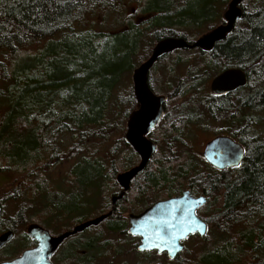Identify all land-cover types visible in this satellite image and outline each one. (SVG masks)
I'll return each instance as SVG.
<instances>
[{
	"label": "trees",
	"instance_id": "trees-1",
	"mask_svg": "<svg viewBox=\"0 0 264 264\" xmlns=\"http://www.w3.org/2000/svg\"><path fill=\"white\" fill-rule=\"evenodd\" d=\"M228 1L141 0L138 11L149 15L141 23L127 17L118 31L88 34L77 27L85 0H0V173L34 176L38 167L34 180H27L33 185L37 204L19 215L61 231L66 227L58 228L53 222L70 220L74 225L82 221L87 206L83 195L91 185L109 202L116 189L114 172L129 163L124 157L126 149L118 150L120 159L115 162L112 145L101 158L86 150L94 138L114 131L112 122L118 119L114 95L119 89L128 93L120 85L126 86L130 70L143 57L138 49L168 36L193 41L224 21ZM241 7V19L225 39L214 43L211 54L218 59L216 64L233 61L243 67L253 83L260 75L264 77V0H244ZM98 39L103 40L101 44L95 43ZM183 52L189 51L181 50L179 55ZM181 56L175 62L192 63ZM53 98L61 105L59 111L52 110ZM75 104H82L79 112ZM62 133L79 134L76 145L64 150L55 144L54 137ZM246 147L239 166L212 169L214 174L209 177L198 175L199 170L188 163L178 165L155 157L133 182L122 203L131 197L135 210L140 202L147 204L164 195L186 176L204 184L208 198L199 216L210 228L203 236L193 235L199 239L198 255L192 263L177 257L167 264H264V138H253ZM64 154L69 160L76 159L56 186L47 185L48 178L43 176L47 161L60 163ZM65 183L70 186L67 190ZM27 207L24 203L23 209ZM109 207V203L102 206L100 211H105L99 214ZM119 208L124 211L125 207ZM121 211L111 212L100 224L109 231L127 233ZM208 239L212 241L205 243ZM88 244L79 238L73 241L72 263L90 264L91 259L75 255L80 245L88 249Z\"/></svg>",
	"mask_w": 264,
	"mask_h": 264
},
{
	"label": "flooded vegetation",
	"instance_id": "flooded-vegetation-1",
	"mask_svg": "<svg viewBox=\"0 0 264 264\" xmlns=\"http://www.w3.org/2000/svg\"><path fill=\"white\" fill-rule=\"evenodd\" d=\"M144 16L143 13H140L135 7H133L129 13H127L126 17H128L130 21L138 24L145 19ZM153 46L149 49V54L143 56L144 58L142 57L143 59L141 58V60L130 70V87L127 89L128 93L118 92L114 95L116 109L120 113L121 119H124L125 125L117 145L114 146L117 148V155L113 161L119 159L118 150L122 148L126 149L124 157L129 159V163L123 168L116 169L114 172L116 189L110 195L109 210H111V212L116 211L120 213L122 210L119 208L120 204L130 191L133 182L155 157L171 160L174 163L179 162L178 165L180 163H188L192 166L193 170H199V172L197 171L198 175L199 173H203L204 176L209 177L214 174V170L212 169L224 171L239 166L245 157L247 148L246 143L253 140V138H264V133L258 132L256 128L257 126H264V101L261 100L263 103H259L260 99H264V77L262 78L260 75L256 82L251 83L247 71L243 67L236 65L233 61H228L224 63L225 65L216 64V60L218 59L214 58L211 54V51L214 50V45L207 51L197 47L175 48L171 52H167L158 57L147 73V84L149 89L156 96H164V101L162 102L163 111L155 125L144 134V137L154 145V150L148 157L144 167L131 178L128 183V188L123 191V187L117 180V175L137 166L141 161L139 153H137L134 148L124 140L128 118L140 107L134 92L133 72L150 56ZM144 49L143 47L139 48L137 53L143 55ZM181 50H187L189 52H183V54L179 55V51ZM181 55H183L184 58H187L188 61H192V63L186 61L175 62V60L182 58ZM173 60L174 62L171 63ZM228 69L240 70L245 75L246 82L225 93L214 92L211 87L212 80ZM186 85L191 87H185ZM184 87L187 91L186 93L182 92ZM179 91H181V93H178ZM261 94H263V96H260L259 99L254 98L255 95L258 96ZM248 101H250L249 105L251 106L248 105ZM210 123H216L217 131H214L213 135L204 141L201 149L197 150L196 147H194L195 143L192 139L190 130L207 127ZM120 130H122L121 126ZM220 136L232 139L242 148V158L237 165L219 168L204 156L206 144L213 138ZM46 168L47 172L46 174H43V176L48 178L51 171L49 161L47 162ZM37 170L38 167L34 170L35 175H38ZM21 175L23 176V179L21 180L23 182L34 180L36 177L35 175L32 176L26 173H21ZM193 178V176H186L183 179H180L174 184V187L168 188L164 195L151 200L147 204L140 202L139 204L141 207L139 209H133L132 205H134V203L133 199H131L129 201V206L127 204L125 207L126 210L129 208L132 210L128 212V215L129 213H140L156 201L181 196L185 191L193 197L204 196L206 202L208 196L204 189V184H199V181L196 180V178ZM10 192L11 191H8L5 195H2V192H0V236L5 232H11L10 238L3 244H0V263L12 260L21 255L25 249L33 248L37 245V240L30 238L27 234V228L31 223H37L47 229L51 234L56 235L46 224L37 221H29L23 217V214L19 215L18 212L12 215L9 214L6 210V203L10 197H15V195ZM13 192L18 191L14 188ZM20 192L21 194L23 193L22 190ZM201 206L195 210V213L198 216ZM129 225L127 216V224L124 226L126 231L128 230ZM127 234L130 235L128 232ZM196 234L198 233H191L180 241L183 248L172 259L168 258L166 252L158 253L156 250L139 251L137 245L140 242V236H130L136 240L134 247L139 253L149 254L151 252H156L157 254L165 255L168 260H174L177 257L180 258L181 253H183L185 247H187L188 241H192L193 238H196L193 237V235ZM70 237L71 236L64 239L50 256L52 264H71L70 252L72 248H70L71 246H65L66 240H72ZM83 249L87 252L85 246ZM75 252H78V250ZM86 259L90 260V257L87 256Z\"/></svg>",
	"mask_w": 264,
	"mask_h": 264
},
{
	"label": "water",
	"instance_id": "water-1",
	"mask_svg": "<svg viewBox=\"0 0 264 264\" xmlns=\"http://www.w3.org/2000/svg\"><path fill=\"white\" fill-rule=\"evenodd\" d=\"M243 1L229 0L222 14L224 22L191 42L183 37L160 38L155 42L150 56L134 70V92L140 107L128 118L124 140L139 153L141 161L137 166L117 175V180L123 187V191L128 188L131 178L144 167L148 157L153 152L154 145L144 137V134L155 125L163 111L164 96L154 95L147 84V73L150 67L158 57L175 48L197 47L207 51L215 42L225 39L227 34L234 29L235 22L241 19L243 15L241 7ZM148 16L145 15L144 18ZM245 82V75L240 70L228 69L212 80L211 87L216 93H225ZM242 154V148L239 144L225 136L213 138L204 149V156L219 168L237 165ZM204 202V196L193 197L187 191L181 196L156 201L140 213H129L130 225L127 232L130 235L140 236V242L137 245L139 251L166 252L168 258L172 259L183 248L180 241L187 235L197 232L203 236L206 233V222L195 213L196 208ZM110 213L111 210L82 220L70 229L56 235L51 234L37 223H31L27 228V234L30 238L37 240V245L25 249L18 257L3 261L0 264H52L50 256L64 239L90 226L98 225ZM10 236L11 232L3 233L0 236V244H3Z\"/></svg>",
	"mask_w": 264,
	"mask_h": 264
},
{
	"label": "rangeland",
	"instance_id": "rangeland-1",
	"mask_svg": "<svg viewBox=\"0 0 264 264\" xmlns=\"http://www.w3.org/2000/svg\"><path fill=\"white\" fill-rule=\"evenodd\" d=\"M111 2H105L104 0H85V5H83V9L79 13V17L77 19V27L80 29V33H88L93 34L96 32H115L119 29L123 28L126 23V16L127 13L131 10V8L135 7L137 10L139 9V6L141 4V0H110ZM116 4V7L113 4ZM148 34L146 38L150 37L149 31H147ZM103 40H96L95 43L101 44ZM155 41H153L154 44ZM151 44L150 46H144V54L143 56H147L149 54V49L153 46ZM50 59V58H48ZM41 72V71H40ZM179 75V73L177 72ZM125 78H127V75H125ZM126 86H123L121 83L120 86L123 89H128L130 87V82L128 81L127 84H124ZM119 92H123L122 89L118 90ZM52 103V110L53 111H59L61 108V105L59 104L57 98H53ZM66 109H69V106H64ZM74 109L79 112L82 108V104H75L73 105ZM72 108V107H71ZM116 116L118 115V119L115 121L113 120L112 124L114 131H110V129L103 133V135L97 138H94L92 142L89 144V149H87L86 146V152H91L96 157H106V150L107 147L116 146L119 140V137H121V134L123 133L124 128V119H121V115L118 111L114 113ZM264 120V119H263ZM120 126L122 127V130H120ZM216 123L212 124L210 123L207 127L204 128H198L196 130H190V133L192 134V139L194 140V147H196L197 150L201 149L204 141H206L209 137H211L214 133V131H217ZM257 131L260 133H264V126L256 127ZM77 134V132H74ZM71 134V133H62L59 135H56L54 137L55 144L62 146V149L66 150L71 145H76L77 139L79 138V134ZM194 135V136H193ZM55 147V145H54ZM82 149V146H80ZM117 149V148H115ZM62 159L60 163H57L56 160H49V167L51 168L49 179L47 180V185L53 186L56 182L60 180L61 177H64V173L69 167L72 165L73 161L76 159L72 157V160H69L68 157L60 158ZM120 159V158H119ZM119 159H117L119 161ZM116 160V161H117ZM48 162V161H47ZM23 179V176L21 173L13 172V171H2L0 173V192H2V195L7 194L8 191H11L10 193L15 195V197H10L8 199V202L6 203V210L9 214H16L19 211H22L23 214L28 212L29 207L33 206L34 204H37L36 201H38L35 197L33 192V185L30 184L28 181H21ZM95 186V185H94ZM63 187L62 184H58V188ZM67 187H70L66 185L65 183V189ZM16 188L18 192H13V189ZM23 191L21 194L20 191ZM67 190V189H66ZM34 196V197H33ZM26 199H32V201H24L21 198ZM130 197V196H129ZM132 198H130L131 200ZM83 200H85L86 207H84L83 210V218L82 220L92 218L94 216L99 215L102 206L104 208L109 203L104 196L97 195V190L92 185L90 188L85 192L83 195ZM129 200V201H130ZM129 201H126L125 203H121L123 207H126V204H129ZM24 203L28 204V207L26 209H23ZM20 204L23 206H20ZM110 204V203H109ZM23 209V210H21ZM124 211H121V215L123 218L127 220L128 212L132 211L130 209L126 210V208L123 209ZM100 211V212H99ZM29 213V212H28ZM26 219V218H25ZM62 221V220H61ZM41 223V221H37ZM78 223V221H77ZM54 225L58 226V228H71L73 225L69 221L63 220L62 223H54ZM52 224V225H53ZM61 224V225H59ZM54 226L52 227V229ZM207 228L209 229V225L207 224ZM63 229L59 231L58 229L53 230L54 234H59L60 232L66 230ZM207 229V230H208ZM77 238H79V241H89L91 245L87 249V252L81 247V245L78 248V252H75V255H81L83 257L89 256L91 261L90 264H167V258L165 255L157 254L156 252H151L149 254L139 253L136 251L134 247V243L136 240L128 235L127 233L118 232V231H109L107 229L106 225L99 224L89 227L87 230L83 231L80 234H77L76 236L72 237V240H66L65 246H68L72 248L73 241H76ZM211 239L205 240V243H209ZM212 241V240H211ZM136 244V243H135ZM86 247V246H85ZM198 249H199V239L193 238V240L188 241L187 247H185V251L181 253L180 258L182 262L184 263H192L195 261L197 255H198ZM71 259V258H70ZM71 264L72 261H70Z\"/></svg>",
	"mask_w": 264,
	"mask_h": 264
},
{
	"label": "bare ground",
	"instance_id": "bare-ground-1",
	"mask_svg": "<svg viewBox=\"0 0 264 264\" xmlns=\"http://www.w3.org/2000/svg\"><path fill=\"white\" fill-rule=\"evenodd\" d=\"M171 52V51H170ZM164 55V54H163ZM162 56V55H161Z\"/></svg>",
	"mask_w": 264,
	"mask_h": 264
}]
</instances>
